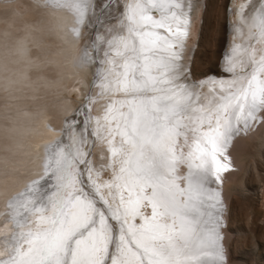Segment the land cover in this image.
<instances>
[{"label":"snow or ice","instance_id":"snow-or-ice-1","mask_svg":"<svg viewBox=\"0 0 264 264\" xmlns=\"http://www.w3.org/2000/svg\"><path fill=\"white\" fill-rule=\"evenodd\" d=\"M199 6L127 5V35L107 41L110 67L99 83L102 95L124 99L105 105L91 133L107 145L100 150L106 156L95 176L84 153L78 160L93 192L78 187L76 169L54 183L51 173H37L0 199V264H225L223 202L210 185L232 168L226 153L233 136L264 120V48H246V63L229 59L233 79L227 90L211 81L208 92L218 94L209 99L185 63L190 16ZM233 31L264 43V0L242 10ZM106 170L111 177L101 180Z\"/></svg>","mask_w":264,"mask_h":264},{"label":"bare ground","instance_id":"bare-ground-1","mask_svg":"<svg viewBox=\"0 0 264 264\" xmlns=\"http://www.w3.org/2000/svg\"><path fill=\"white\" fill-rule=\"evenodd\" d=\"M104 1L110 10L122 9L123 1L128 5V0H26L29 6L27 14L33 26L31 55L34 63L28 70L29 80L24 87L7 100L0 96V199L14 194L26 182L34 179L37 173L44 175L51 173L52 183L57 177L67 175L69 171L76 169L86 176L87 166L78 163L81 152L84 153L85 161H91L94 176L95 171L101 168L102 157L106 156V151L102 153L100 150L101 148L106 150L107 145L97 139L94 140L91 133L96 127L97 118L103 116L105 105L113 99L124 97L121 94H101L98 84L104 75L106 65L101 71L100 60L106 62V58L101 59L96 53L95 45L101 48V43L106 44L108 40L119 35L125 36L127 33L126 5L122 9L121 21L115 19L106 27L110 31L107 29L108 38L104 40L105 42H101L100 39V44L94 43L93 34L97 30L98 19L101 20L103 17L101 9ZM203 1L198 0L199 9L194 17L190 16V35L185 40V63L189 80L194 84L204 85L201 92L207 94L209 99H215L218 90L217 93H209L210 82L223 81L227 90V84L233 79L234 74L230 73L229 76L218 79L208 73L198 78V81L193 79L191 40L196 38ZM258 2L259 0H235L236 12L233 14L236 16L230 22L227 40V48L231 53L224 54V56L228 54L224 61L225 65L223 64L225 69L228 67L229 58L232 57L238 63L241 60L246 63L247 52L252 50L258 52L264 48V43H255L247 38L242 41L233 31L241 19L242 10L243 13H250L251 5ZM7 15L9 13L0 11V17ZM238 47L239 50L234 52L233 49ZM244 71L246 73L250 69L246 67ZM83 120L87 123L91 121V126L88 124L85 127L88 129V137L82 131ZM246 141L242 140L241 144L244 142L245 145ZM69 152H72L73 156H69ZM231 165V169L240 167V157ZM186 171V168L181 169L182 173ZM109 173L107 174L110 175ZM224 174L220 186L224 182ZM100 179L108 180L110 176L101 171ZM79 180L82 183L81 175ZM81 183L78 187L86 189L87 184L89 190L92 188L89 179ZM241 184L243 183L240 181L239 186ZM97 206L103 208L99 201ZM145 211L150 215V209ZM222 222V231H225L228 223L227 211L223 214ZM110 223L113 224L115 234V222ZM224 256L227 258L226 254Z\"/></svg>","mask_w":264,"mask_h":264},{"label":"rangeland","instance_id":"rangeland-1","mask_svg":"<svg viewBox=\"0 0 264 264\" xmlns=\"http://www.w3.org/2000/svg\"><path fill=\"white\" fill-rule=\"evenodd\" d=\"M124 2L125 1L122 3V9L127 5H125ZM131 2L132 0H128V4ZM234 4L235 0L203 1L196 28V38H192L191 40L193 47L191 52V68L194 81H198V78L208 73H211L213 77L216 76L218 79L230 75L224 68V61L228 55L224 56V54L231 53L227 48V40L229 38L230 22L236 16L235 13L233 14V12H236ZM102 6L101 10L103 12V17L101 20L98 19V27L96 33L93 34L95 44H100V39L101 42H103L108 38L106 34L110 30L106 27L111 21H115V19L117 21L120 19L121 21L122 18V9L110 10L108 5H105V1L102 2ZM102 26H104V28H102ZM100 46L101 48L95 45L96 53L100 55L101 59H105L104 52L107 50V43H101ZM105 63L106 62H103V60H100L101 71L102 67L106 65ZM106 67H108V65H106ZM98 85L96 84L95 86L97 87ZM89 108L88 106V110ZM259 116L264 117V111L259 113ZM83 121L85 122L86 120ZM84 122H82V131L87 135L86 137H88V129L83 126ZM90 123L91 121L87 123V126L88 124L90 125ZM263 124L264 120L255 122L254 126L247 132L241 131L233 136L226 154H228L231 163H234L236 158L240 157V167L230 169L224 174L223 178L224 182H226H223L224 184L222 183V186L216 183L210 185V187H219L217 189H219L222 202L224 203L223 214L227 211V229L225 228V231H222V228L220 229L222 237L221 244L222 247L224 246V254L227 256V258H225V264H264ZM91 129L93 130V127H91ZM93 139L95 140L94 137ZM245 139L247 140L245 145L244 142L241 144V141ZM238 142L240 144H238ZM69 154V156H73L71 155L72 152H69ZM62 164L65 165V163ZM109 172L111 171H105L106 175L111 177V173ZM79 173L82 172L79 171ZM227 175L228 177L225 178ZM81 176L83 177V181L88 179V174L85 176V173H83ZM240 181L243 184L239 186ZM85 188L87 190L83 189L86 192L91 190V193L93 192L92 188L89 190L87 184H85Z\"/></svg>","mask_w":264,"mask_h":264},{"label":"clouds","instance_id":"clouds-1","mask_svg":"<svg viewBox=\"0 0 264 264\" xmlns=\"http://www.w3.org/2000/svg\"><path fill=\"white\" fill-rule=\"evenodd\" d=\"M26 0H0V96L5 100L24 87L28 70L34 63L31 55L32 24Z\"/></svg>","mask_w":264,"mask_h":264},{"label":"water","instance_id":"water-1","mask_svg":"<svg viewBox=\"0 0 264 264\" xmlns=\"http://www.w3.org/2000/svg\"><path fill=\"white\" fill-rule=\"evenodd\" d=\"M61 152H62V151H61ZM61 152H60V153H61ZM60 153H59V154H60ZM60 156H62V155H60ZM52 162H53V161H52ZM48 174H49V173H48ZM52 179H53V178H52Z\"/></svg>","mask_w":264,"mask_h":264}]
</instances>
